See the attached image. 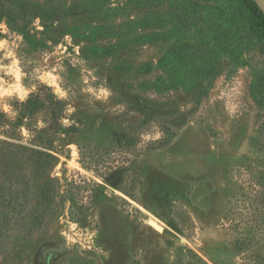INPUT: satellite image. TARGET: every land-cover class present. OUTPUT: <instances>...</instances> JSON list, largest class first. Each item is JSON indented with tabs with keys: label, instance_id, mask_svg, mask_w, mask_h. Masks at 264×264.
<instances>
[{
	"label": "rangeland",
	"instance_id": "rangeland-1",
	"mask_svg": "<svg viewBox=\"0 0 264 264\" xmlns=\"http://www.w3.org/2000/svg\"><path fill=\"white\" fill-rule=\"evenodd\" d=\"M257 261L254 1L0 0V264Z\"/></svg>",
	"mask_w": 264,
	"mask_h": 264
},
{
	"label": "water",
	"instance_id": "water-1",
	"mask_svg": "<svg viewBox=\"0 0 264 264\" xmlns=\"http://www.w3.org/2000/svg\"><path fill=\"white\" fill-rule=\"evenodd\" d=\"M256 6L259 8V10L264 15V0H253ZM247 264H264V261H257V262H251Z\"/></svg>",
	"mask_w": 264,
	"mask_h": 264
},
{
	"label": "bare ground",
	"instance_id": "bare-ground-1",
	"mask_svg": "<svg viewBox=\"0 0 264 264\" xmlns=\"http://www.w3.org/2000/svg\"><path fill=\"white\" fill-rule=\"evenodd\" d=\"M150 223H151V225H153L155 228H157V229H161V227H160V225H158V223L156 222V221H154V220H150L149 221Z\"/></svg>",
	"mask_w": 264,
	"mask_h": 264
},
{
	"label": "clouds",
	"instance_id": "clouds-1",
	"mask_svg": "<svg viewBox=\"0 0 264 264\" xmlns=\"http://www.w3.org/2000/svg\"><path fill=\"white\" fill-rule=\"evenodd\" d=\"M6 110V109H5Z\"/></svg>",
	"mask_w": 264,
	"mask_h": 264
}]
</instances>
